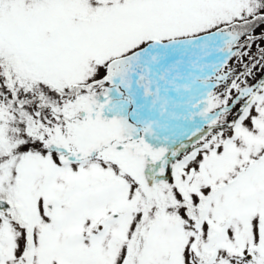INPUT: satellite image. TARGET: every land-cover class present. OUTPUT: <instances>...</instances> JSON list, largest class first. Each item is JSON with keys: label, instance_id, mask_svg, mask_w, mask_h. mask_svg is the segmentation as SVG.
<instances>
[{"label": "snow or ice", "instance_id": "6c2138e0", "mask_svg": "<svg viewBox=\"0 0 264 264\" xmlns=\"http://www.w3.org/2000/svg\"><path fill=\"white\" fill-rule=\"evenodd\" d=\"M257 69L264 0H0V264H264Z\"/></svg>", "mask_w": 264, "mask_h": 264}, {"label": "trees", "instance_id": "16d2710c", "mask_svg": "<svg viewBox=\"0 0 264 264\" xmlns=\"http://www.w3.org/2000/svg\"><path fill=\"white\" fill-rule=\"evenodd\" d=\"M260 31H261V29H258L257 33L259 34ZM256 75H257V78H259L261 75H264V72H261L259 69H257L256 70Z\"/></svg>", "mask_w": 264, "mask_h": 264}, {"label": "rangeland", "instance_id": "374dc122", "mask_svg": "<svg viewBox=\"0 0 264 264\" xmlns=\"http://www.w3.org/2000/svg\"><path fill=\"white\" fill-rule=\"evenodd\" d=\"M255 50H256L255 47H253V52H255Z\"/></svg>", "mask_w": 264, "mask_h": 264}]
</instances>
